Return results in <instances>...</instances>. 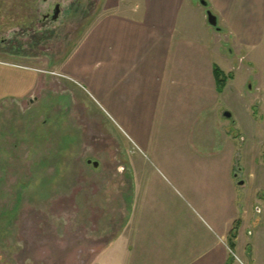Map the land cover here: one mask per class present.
I'll return each mask as SVG.
<instances>
[{"label": "crops", "instance_id": "crops-1", "mask_svg": "<svg viewBox=\"0 0 264 264\" xmlns=\"http://www.w3.org/2000/svg\"><path fill=\"white\" fill-rule=\"evenodd\" d=\"M207 2L205 7L200 0H128L121 6V0H106V11L61 64L62 75L139 152L151 151L159 161L197 175L180 178L203 218L192 213L193 225L186 220L191 213L164 203V194L144 178H130L125 235L116 245L125 264H229L231 250L244 262L245 235L257 226L255 201L249 204L253 196L246 193L258 178H248L246 185L234 177L246 142L230 126L232 102L240 94L234 71L244 64V54L264 42V0ZM208 10L217 27L209 24ZM19 61H0V102L37 89L40 69ZM217 66L231 75L223 88Z\"/></svg>", "mask_w": 264, "mask_h": 264}, {"label": "rangeland", "instance_id": "rangeland-1", "mask_svg": "<svg viewBox=\"0 0 264 264\" xmlns=\"http://www.w3.org/2000/svg\"><path fill=\"white\" fill-rule=\"evenodd\" d=\"M26 1L36 17L25 25L15 15L22 0H0V61L21 60L41 71L29 97L0 102V264H125L116 245L125 235L130 178H144L164 194V203L191 213L186 220L193 225L192 213L202 218L198 202L180 178L197 175L159 161L151 151L139 152L62 75V62L106 11V0ZM241 62L233 74L240 94L232 102L231 122L238 128L230 127L246 144L241 142L242 159L233 172L246 185L258 178L246 193L253 196L249 204L255 201L257 226L245 235L244 262L232 250L229 264H264V42ZM242 191L236 190L239 197Z\"/></svg>", "mask_w": 264, "mask_h": 264}, {"label": "water", "instance_id": "water-1", "mask_svg": "<svg viewBox=\"0 0 264 264\" xmlns=\"http://www.w3.org/2000/svg\"><path fill=\"white\" fill-rule=\"evenodd\" d=\"M200 2H201V4H202L203 6H205V7L208 6V2H207V0H200ZM59 11H60V6H59V4H58L57 7H56V10H55V14H54V16H53V19H54V20L57 19L58 15H59ZM207 16H208V22H209V24L212 25V26H214V27H217V25H218V19H217V17L212 13L211 10H208V11H207ZM227 116H228V117H231V114H230V113H227ZM89 163H92V164L94 165L95 168H98V167H99V162H97V161H91V160H89Z\"/></svg>", "mask_w": 264, "mask_h": 264}, {"label": "flooded vegetation", "instance_id": "flooded-vegetation-1", "mask_svg": "<svg viewBox=\"0 0 264 264\" xmlns=\"http://www.w3.org/2000/svg\"><path fill=\"white\" fill-rule=\"evenodd\" d=\"M26 1V3H23V9L22 10H17L16 12V16L19 17V20H23V21H27L30 19H34L36 17V10L33 8V6L31 4H28ZM22 12V14H20ZM47 17V15L45 16ZM17 20V21H19Z\"/></svg>", "mask_w": 264, "mask_h": 264}, {"label": "trees", "instance_id": "trees-1", "mask_svg": "<svg viewBox=\"0 0 264 264\" xmlns=\"http://www.w3.org/2000/svg\"><path fill=\"white\" fill-rule=\"evenodd\" d=\"M24 2L26 3V0H25V1L22 0L21 3H24ZM28 21H29V20H27V21L19 20V21H17V23H19V24H25V25H26V24H28ZM29 22H30V21H29ZM3 23H4V24H9V23H11V22L3 21ZM215 76H216V78H217V82H218V85H219L220 88L225 87L228 78L231 77V75H230L229 77L225 76V75L223 74V72L221 71V69H220L218 66L215 67Z\"/></svg>", "mask_w": 264, "mask_h": 264}]
</instances>
